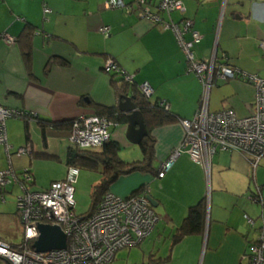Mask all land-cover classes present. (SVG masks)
<instances>
[{
    "label": "crops",
    "instance_id": "obj_1",
    "mask_svg": "<svg viewBox=\"0 0 264 264\" xmlns=\"http://www.w3.org/2000/svg\"><path fill=\"white\" fill-rule=\"evenodd\" d=\"M105 1L0 0V34L14 39L13 44L0 42V106L32 118L27 123L16 117L6 121L10 154L0 144V171L20 174L29 169L32 190L43 191L52 182L64 180L67 151L73 146L70 129L47 127L43 140L40 123H70L94 114L97 107L118 109L120 96L103 69L106 57L132 76L136 85L147 83L153 90L150 103L166 102L175 118L192 120L200 107L202 83L188 71V59L173 33L140 18L136 0H122L127 10H109ZM148 1L155 6L160 0ZM180 1L183 12L162 18L179 26L190 22L191 30L200 35L199 43L191 48L193 61L214 59L216 67L264 78V0ZM46 9L49 13H44ZM104 27L109 29L107 37L100 32ZM25 33L31 34L27 59L16 43ZM191 34L184 35L186 42H191ZM254 98V87L238 77L215 80L208 108L212 112L231 109L245 117L253 110ZM113 124L109 140L120 147L124 125L125 140L133 145L126 139L127 119ZM150 135L155 142L152 164L158 172L182 144L184 130L176 122L154 128ZM26 146L31 152L15 157V149ZM122 160L132 163L142 157ZM80 177L86 182L92 179L94 185L100 180ZM9 185L2 194L19 192L17 185ZM113 186L109 192L121 198L147 187L159 220L148 237L119 251L112 264L244 263L248 245L257 239L264 223V167L261 164L252 171L248 158L235 151H217L208 172L181 154L163 178L133 173L120 177ZM257 192L262 198L258 201L253 199ZM201 201L206 205L203 228L181 236L190 210ZM1 215L0 240L19 246L23 226L17 206L14 215ZM244 215L254 224L249 225ZM19 234L20 243L14 244ZM0 264L7 263L0 259Z\"/></svg>",
    "mask_w": 264,
    "mask_h": 264
},
{
    "label": "built area",
    "instance_id": "obj_2",
    "mask_svg": "<svg viewBox=\"0 0 264 264\" xmlns=\"http://www.w3.org/2000/svg\"><path fill=\"white\" fill-rule=\"evenodd\" d=\"M134 4L140 18L173 33L188 59V71L197 75L203 88L202 101L195 117L179 122L184 130L182 144L161 164L158 177L163 178L181 154H186L207 172L217 151L243 154L248 158L252 171L261 164L264 167V78L227 66L216 67L214 59L209 62L193 61L191 48L199 43L200 35L191 30L190 22L179 26L162 18L173 12H183L180 0H160L155 6L148 0H136ZM104 6L109 10L128 9L122 0H106ZM44 13L49 11L46 9ZM100 32L107 37L109 29L104 27ZM187 33H192L191 42L184 39ZM0 41L13 44L14 39L0 34ZM261 47L264 50V39ZM103 69L107 74L123 72L112 60H107ZM235 77L254 87L252 112L238 117L231 109L209 111V94L215 80L227 81ZM133 81V77L125 73L123 82L131 84ZM139 88L147 98H151L153 90L147 83ZM161 106L168 109L166 102H162ZM20 114L0 106V144L4 145L7 155L10 154V147L7 145L6 121ZM113 125L106 118L82 115L72 125L70 142L79 149L100 148L108 141L109 128ZM30 152L31 148L26 146L19 148L15 154L22 156ZM78 176L77 167H67L64 180L52 182L43 191H35L27 186L32 181L29 172H24L23 181L19 183L11 169L0 171V188L10 183L20 187L16 206L23 226V240L19 246L12 247L0 240V259L7 264H112L119 251L138 245L150 235L159 216L148 200L147 187L141 194L127 198L108 192L92 215L83 216L77 215L74 208V185ZM257 197L253 199L258 201ZM244 219L249 225L254 224L247 215ZM39 225L59 226L67 238L65 249L36 252L33 244L39 237ZM240 264H264V223L258 229L257 239L248 245L245 262Z\"/></svg>",
    "mask_w": 264,
    "mask_h": 264
},
{
    "label": "trees",
    "instance_id": "obj_3",
    "mask_svg": "<svg viewBox=\"0 0 264 264\" xmlns=\"http://www.w3.org/2000/svg\"><path fill=\"white\" fill-rule=\"evenodd\" d=\"M16 43H19L21 45L22 50L24 51V56H26L27 59L31 47V34L29 33L22 34L20 38L16 39ZM107 60H112L114 64H116L115 61L109 57L105 58V62ZM107 75L110 76L112 88L116 91L118 96L120 97L129 96V95L132 96L131 101L135 104L136 108L141 112L144 118V122L148 131V136L139 145L142 154V160L132 163L124 162L122 159L119 158L118 144L116 142H111L109 139L100 148H96V149H79L74 145L68 149L66 156V167H70V166L77 167L79 169V175L81 170L97 172L100 174L99 182L94 186H92L91 188L90 206L88 210L82 214L83 216H90L94 213V211L102 202L103 197L106 195V193L109 192L111 186L114 185V183H116V181H118L120 177L131 175L133 173L155 174L158 177V172H156V169L153 167L152 164L154 160L155 142H154V138L150 135V131L159 126L171 125L183 120V119L175 118L173 115L170 114L169 109H166L164 108V106H161L162 102L165 103L164 101H157L154 104L150 103V98H147L142 93L139 86L136 85L134 82L131 84L124 83L123 77L125 73L123 72L122 74L108 73ZM115 77H117L119 80L118 81L115 80L114 79ZM19 112L21 113L20 116L18 117L13 116V117L21 118L26 123L27 121H30V119H32L31 117L25 116V113L21 111ZM92 115L106 118L111 123H120L126 121V117L124 113H121L120 111H118V109L113 107L111 108L97 107L94 114ZM74 121L70 123L67 122L40 123L41 129L43 131L42 134L43 140H45V129L47 127L54 129L55 128L70 129L71 131ZM26 130L28 132V126H26ZM29 171L30 170L27 169V173ZM14 174L18 182L21 183L23 181L22 177L24 175V172L20 174H16L14 172ZM29 174H32L31 171L29 172ZM14 184L19 187L18 184L16 183ZM27 186L29 187V189H32L31 188L32 181L30 183H27ZM6 187L0 188V191L1 192L4 191ZM145 188H146L145 186L140 187L138 191L131 194V196H136L141 194ZM258 195L260 196L259 192H257V194L254 196L257 197ZM205 212H206V205L204 201H201L200 203H198V205L193 207L189 212V215L187 217L186 222L184 223V226L181 228L180 235L184 236L187 234H195L200 232L201 229L203 228Z\"/></svg>",
    "mask_w": 264,
    "mask_h": 264
},
{
    "label": "water",
    "instance_id": "obj_4",
    "mask_svg": "<svg viewBox=\"0 0 264 264\" xmlns=\"http://www.w3.org/2000/svg\"><path fill=\"white\" fill-rule=\"evenodd\" d=\"M118 110L126 115L128 122L126 139L133 145H140L148 135L141 112L136 108L129 96H121ZM151 205L155 206L153 199L148 197ZM39 237L34 242L33 248L36 252H48L52 250L65 249L66 235L57 225H39Z\"/></svg>",
    "mask_w": 264,
    "mask_h": 264
},
{
    "label": "rangeland",
    "instance_id": "obj_5",
    "mask_svg": "<svg viewBox=\"0 0 264 264\" xmlns=\"http://www.w3.org/2000/svg\"><path fill=\"white\" fill-rule=\"evenodd\" d=\"M202 91H203V89H202ZM121 126H122L121 128H123V133H122L123 137H121V141L119 143V145H120L119 152H118L119 158L120 159L125 158L126 160L132 161V160H135L136 158L142 157L141 150H140L139 146L130 145L126 142L125 134H124L125 133L124 132L125 126L124 125H121ZM110 132H111V127L109 128V133ZM17 150H18V148L15 149V153ZM15 157H16V154H15ZM80 174L83 177L89 176V177H92L96 180L100 179V174L97 172H90V171H86V170H81ZM85 180H86L85 177H84V181L80 177L79 179H77V182L75 184V193H74L75 207L74 208H75V212L77 215L85 213L90 206V188L94 185V183H92L93 182L92 179H89V181H87V182ZM112 186H111V188H112ZM8 187H11V185H8ZM10 189H8L7 192H10ZM19 192L21 194L20 189H19ZM19 192H18V190H16L10 195L9 194H2V192L0 193V218L2 217L1 214H9L10 216L14 215L15 210H16V200H17L16 198L18 197ZM2 195H5L7 197L6 201H4V198ZM209 198H210V193L208 195V199ZM262 203L263 202H261V204ZM20 241H21V234L16 235L14 240H12V242L14 244H18V243H20Z\"/></svg>",
    "mask_w": 264,
    "mask_h": 264
},
{
    "label": "clouds",
    "instance_id": "obj_6",
    "mask_svg": "<svg viewBox=\"0 0 264 264\" xmlns=\"http://www.w3.org/2000/svg\"><path fill=\"white\" fill-rule=\"evenodd\" d=\"M151 204V203H150ZM152 206V205H151ZM153 208V207H152Z\"/></svg>",
    "mask_w": 264,
    "mask_h": 264
}]
</instances>
